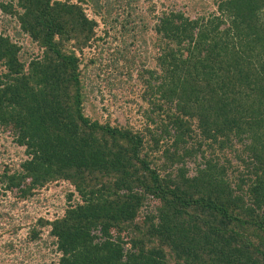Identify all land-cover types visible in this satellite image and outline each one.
<instances>
[{
    "label": "trees",
    "instance_id": "trees-1",
    "mask_svg": "<svg viewBox=\"0 0 264 264\" xmlns=\"http://www.w3.org/2000/svg\"><path fill=\"white\" fill-rule=\"evenodd\" d=\"M135 1L0 3L37 50L0 31V135L23 148L17 167L0 162V198L72 189L26 238L46 233L52 264H264V0L167 9L148 26ZM148 29L142 125L87 116L86 70L122 83L116 64L134 56L110 46L146 45Z\"/></svg>",
    "mask_w": 264,
    "mask_h": 264
},
{
    "label": "rangeland",
    "instance_id": "rangeland-1",
    "mask_svg": "<svg viewBox=\"0 0 264 264\" xmlns=\"http://www.w3.org/2000/svg\"><path fill=\"white\" fill-rule=\"evenodd\" d=\"M11 0H0V3L10 2ZM135 10L138 16L146 18V26L152 25L153 16L160 14L163 10H179L189 16L208 15L215 11L214 0H136ZM156 14V15H157ZM8 15H5L0 8V31L5 29L7 34L18 45H23L28 49L30 55L37 54L36 48L29 43L25 36H16L15 25ZM149 28V27H148ZM153 33L148 29L146 45L141 42V37L135 33L129 37L127 45L116 42L119 50L127 47L130 55L134 56L131 64L125 65L122 60L116 64L117 68H122V83L107 81L103 72L94 68H89L85 72L86 90L88 101L85 113L90 118L102 120L108 115L112 121L117 120L121 124L129 123L137 127L142 125V111L140 93L144 88L142 79H147L148 75L144 70L155 68L156 50L151 46L149 36ZM111 41V39H108ZM111 42H109L110 44ZM102 55L103 61H108L111 56V49L104 46ZM115 74L116 72L113 71ZM144 78H138V76ZM145 107L144 103L142 104ZM5 151V158H0V162L12 166L19 164L23 157V148H18L10 142L5 134L0 135V153ZM235 163V162H234ZM190 173L193 174V164H188ZM2 167H0V171ZM72 189L63 182L40 191L32 201L19 203L13 194L6 193L0 198V264H52L57 262L58 255L54 248L49 244L46 233L41 235V240L35 243L27 242L28 231L38 218L53 219L63 214L67 206V194ZM78 197L75 195L74 200ZM6 214V215H5Z\"/></svg>",
    "mask_w": 264,
    "mask_h": 264
}]
</instances>
